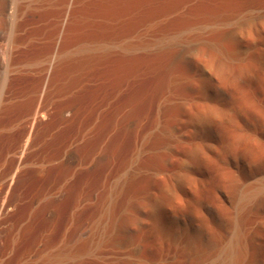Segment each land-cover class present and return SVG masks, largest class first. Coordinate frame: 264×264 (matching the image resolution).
Returning <instances> with one entry per match:
<instances>
[{"label": "rangeland", "instance_id": "obj_1", "mask_svg": "<svg viewBox=\"0 0 264 264\" xmlns=\"http://www.w3.org/2000/svg\"><path fill=\"white\" fill-rule=\"evenodd\" d=\"M262 37L264 0H0V264H264Z\"/></svg>", "mask_w": 264, "mask_h": 264}, {"label": "bare ground", "instance_id": "obj_2", "mask_svg": "<svg viewBox=\"0 0 264 264\" xmlns=\"http://www.w3.org/2000/svg\"><path fill=\"white\" fill-rule=\"evenodd\" d=\"M72 0H69V2H71ZM59 27V26H58ZM239 27V26H238ZM179 29V28H178ZM239 29V28H238ZM260 36H262L261 34H260ZM207 37V36H206ZM212 37V36H211ZM231 40H232V38H231ZM234 41V40H233ZM232 42V41H231ZM56 43V42H55ZM202 44V43H201ZM258 48H257V52H256V54H253V59H255L254 60V62H262L263 64H264V37H262L261 39H259V43H258ZM195 48V47H194ZM196 48H199V47H197L196 46ZM195 48V49H196ZM201 48V47H200ZM202 49V48H201ZM204 50V49H203ZM180 51V50H179ZM179 51H177V58L179 57ZM182 51V50H181ZM205 51H207V50H205ZM184 52V51H183ZM187 52V51H186ZM202 52V51H201ZM224 52H225V50H224ZM182 53V52H181ZM185 53V52H184ZM195 53H197V52H195ZM204 54H205V52H203ZM227 53V52H226ZM58 54V51L55 53V55H57ZM201 54V53H200ZM214 54V53H213ZM175 55V54H174ZM208 55V54H207ZM227 55V54H226ZM175 56V57H176ZM189 56V55H188ZM191 57H192V54L190 55ZM196 56V55H195ZM202 56H203V54H202ZM202 56H200V57H202ZM53 57H54V59H55V56H54V54H53ZM191 57H190V59H191ZM200 57H199V59H200ZM176 58V59H177ZM193 59H194V55H193V57H192ZM202 58H204V57H202ZM209 58V57H208ZM208 58L207 59H204V60H207V62H208ZM197 59H198V56H197ZM199 59L197 60V61H199ZM202 60V59H201ZM212 60V59H211ZM213 61V60H212ZM52 62H53V60H52ZM201 62H203V61H201ZM206 62V63H207ZM191 63H193V62H191ZM216 63H217V61H216ZM201 64H203V63H201ZM211 64V63H210ZM209 64V65H210ZM192 65H194V64H192ZM204 65H205V63H204ZM212 65V64H211ZM217 65V64H216ZM207 67H208V65H207ZM210 68H212L211 66H210ZM209 68V69H210ZM189 69L190 68H188V70H187V72L186 73H188L189 72ZM206 69H208V68H206ZM220 70V69H219ZM49 71V70H48ZM182 72H183V70H182ZM184 72H185V70H184ZM210 72H212V69H211V71ZM216 73H218V72H216ZM220 74V73H219ZM221 74H222V72H221ZM225 74V73H224ZM177 76H180V73L177 75ZM257 77V76H256ZM210 79V78H209ZM230 79V78H229ZM258 79V78H257ZM220 82V81H219ZM221 83V82H220ZM218 85L219 84H217V82L215 81L214 83H212V82H210L209 83V91H210V94H211V96L215 99V101H222L223 99H226V97H223V99H222V96H220V94H218V92L217 91H219V87H218ZM223 84H221V86H222ZM227 86V85H226ZM228 87V86H227ZM45 88V87H44ZM225 88V87H224ZM232 90V89H231ZM44 91H45V89H44ZM43 91V92H44ZM232 92V91H231ZM176 99H178V98H176ZM213 106V110L215 111V105L213 104V105H211L210 107H209V110H210V108ZM208 107V106H207ZM219 107V106H218ZM207 109V108H206ZM212 109V108H211ZM219 109V108H218ZM41 110V109H40ZM181 110V109H180ZM213 110H211V111H213ZM38 111V110H37ZM193 111L194 110H192L191 108H190V112H192L193 113ZM204 113H205V109H204ZM210 113V112H209ZM36 115H37V113H36ZM35 116V115H34ZM34 119H35V117H34ZM25 145H27V144H25ZM24 148V147H23ZM22 149V148H21ZM26 149V148H25ZM22 151V150H21ZM21 160V159H20ZM20 162H22V161H20ZM21 164V163H20ZM3 205V204H2ZM240 241H237V244L239 243ZM241 243V242H240ZM232 254V252L230 253V255ZM232 256V255H231Z\"/></svg>", "mask_w": 264, "mask_h": 264}]
</instances>
